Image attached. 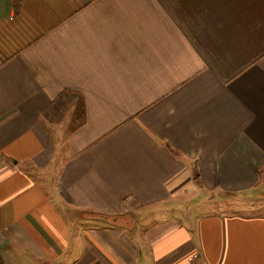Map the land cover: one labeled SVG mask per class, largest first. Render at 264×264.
I'll return each instance as SVG.
<instances>
[{
  "label": "crops",
  "instance_id": "0c3cea01",
  "mask_svg": "<svg viewBox=\"0 0 264 264\" xmlns=\"http://www.w3.org/2000/svg\"><path fill=\"white\" fill-rule=\"evenodd\" d=\"M262 197L264 0H0V264H264Z\"/></svg>",
  "mask_w": 264,
  "mask_h": 264
},
{
  "label": "rangeland",
  "instance_id": "374dc122",
  "mask_svg": "<svg viewBox=\"0 0 264 264\" xmlns=\"http://www.w3.org/2000/svg\"><path fill=\"white\" fill-rule=\"evenodd\" d=\"M245 199H246V200H245ZM245 199H244V202H245V201H246L247 203L250 202V201H247L248 198H245ZM261 200L264 202V197H262ZM262 201H260V200H257V201H256V200H251V202H252L254 205H256V206H254V207L257 208V209H261V205H262L261 202H262ZM246 202H245V203H246ZM249 204H250V203H249ZM197 206H198V205H197ZM249 206H250V205H249Z\"/></svg>",
  "mask_w": 264,
  "mask_h": 264
}]
</instances>
